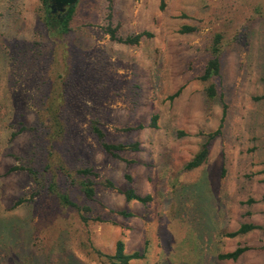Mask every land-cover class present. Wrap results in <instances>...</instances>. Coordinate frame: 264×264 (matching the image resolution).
<instances>
[{
  "label": "rangeland",
  "instance_id": "rangeland-1",
  "mask_svg": "<svg viewBox=\"0 0 264 264\" xmlns=\"http://www.w3.org/2000/svg\"><path fill=\"white\" fill-rule=\"evenodd\" d=\"M75 5L58 35L44 0H0V264H108L99 252L119 240L143 254L130 264H264V0ZM108 26L152 36L128 44ZM218 33L221 74L205 82ZM95 125L139 149L108 153ZM220 125L207 160L186 168ZM26 165L56 173V189L41 192ZM65 189L77 206L61 202ZM128 189L151 198L127 200ZM245 222L260 227L226 235ZM240 246L237 260L219 258Z\"/></svg>",
  "mask_w": 264,
  "mask_h": 264
},
{
  "label": "trees",
  "instance_id": "trees-1",
  "mask_svg": "<svg viewBox=\"0 0 264 264\" xmlns=\"http://www.w3.org/2000/svg\"><path fill=\"white\" fill-rule=\"evenodd\" d=\"M44 5H45V11H44L45 14L43 16L45 20L44 23L47 26V28H49L52 33H56L58 35L67 32L69 30V25H70V21L72 19L73 13L76 9V5L69 7L65 12L59 11V14L52 12L53 8L51 7L49 0H44ZM193 29L194 28L192 26H184L182 28V31H191ZM106 30L108 33L111 34L112 38L119 39L120 41L128 43V44H137L140 42V40L143 37L152 36L151 32L143 31L137 34L129 35L127 37L117 38L116 28H113L112 26H108L106 27ZM222 38L223 36L221 33L216 34V36L214 37V42H213V45L211 47V52H210L211 54L206 64L204 73L202 75V80L205 82H209L210 80L214 79L216 76H219L221 74L220 53L222 49L221 47ZM206 92H207L208 97L210 98L216 97L217 88H216L215 82H211L208 84V86L206 87ZM178 93L179 91L171 95V98H174L175 96H177ZM157 118H158V115L156 114L151 123L152 126L157 125ZM62 123H64V120L62 119L61 116L59 117V115H57L54 125L51 127L54 129V127L57 125V131H58L57 134L60 135L59 137L64 136L66 133V131H64ZM59 124H61L60 130H59ZM93 132H95L97 137L102 141L103 148L108 153L115 155L117 157H120V152L127 151L130 149L132 150L139 149L138 142H134L130 144L107 142L105 140L104 131H102V129L98 125H95L93 127ZM220 132H221V125H220V128H218L217 130L210 132L209 139L205 143L202 144V147L200 148V150L186 164V168L188 169L196 168L207 160L208 155H209V141L213 139L214 137H216ZM18 168L20 167L14 166L11 168V170L18 169ZM23 168L29 171L34 181H38V185L40 186L42 185L41 190H40L41 192L44 191L43 189L55 190L56 187L58 186L57 182L59 180H56L55 178L56 173L54 175H51L50 177L47 176L48 179H45V177L42 178L43 175L39 173L38 170L34 169V167H32L31 165L23 166ZM45 168H48V165H46ZM49 169L50 168H48V170ZM78 172L88 175L92 172V170L91 168H81L78 170ZM106 183L111 187L114 186L113 182L110 180L106 181ZM81 184L83 187V192L85 193L87 198L93 199L96 194V190H95L96 183L93 182L92 179L88 178V179H82ZM124 194L126 195L127 200L136 199L142 202H147L151 198V196L149 195L141 196L137 194L133 189H128L124 191ZM58 195L60 197L61 202L65 206H69V205L77 206L76 202H74V200L71 198L68 190L65 189V191H60L58 192ZM251 201L253 202L255 200L252 199ZM122 213L126 214V212H122ZM258 227H260L258 224L245 222V223H242L237 230L229 232L226 235L227 236H237L239 234L248 233L249 231L256 229ZM248 248L249 247L247 246L237 247L233 251L220 253L219 258L224 259V260H228V259L237 260ZM99 253L103 257H106L108 264H130V261L132 259L143 257V254H141L139 251H135L133 253H126L124 242L122 240H119L117 242L116 251L114 254H107V253L104 254L102 252H99Z\"/></svg>",
  "mask_w": 264,
  "mask_h": 264
},
{
  "label": "water",
  "instance_id": "water-1",
  "mask_svg": "<svg viewBox=\"0 0 264 264\" xmlns=\"http://www.w3.org/2000/svg\"><path fill=\"white\" fill-rule=\"evenodd\" d=\"M49 1L51 7L54 10H60V11H64L78 2V0H49Z\"/></svg>",
  "mask_w": 264,
  "mask_h": 264
},
{
  "label": "flooded vegetation",
  "instance_id": "flooded-vegetation-1",
  "mask_svg": "<svg viewBox=\"0 0 264 264\" xmlns=\"http://www.w3.org/2000/svg\"><path fill=\"white\" fill-rule=\"evenodd\" d=\"M59 11H60V10H54V9H52V12H53V13H57V14H59Z\"/></svg>",
  "mask_w": 264,
  "mask_h": 264
}]
</instances>
